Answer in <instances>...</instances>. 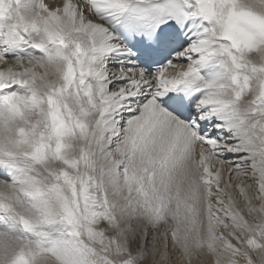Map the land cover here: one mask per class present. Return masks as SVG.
Masks as SVG:
<instances>
[{"label":"snow or ice","instance_id":"1","mask_svg":"<svg viewBox=\"0 0 264 264\" xmlns=\"http://www.w3.org/2000/svg\"><path fill=\"white\" fill-rule=\"evenodd\" d=\"M0 264H264V0H0Z\"/></svg>","mask_w":264,"mask_h":264}]
</instances>
